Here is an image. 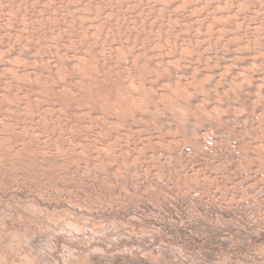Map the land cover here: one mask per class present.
Returning <instances> with one entry per match:
<instances>
[{
	"label": "rangeland",
	"instance_id": "rangeland-1",
	"mask_svg": "<svg viewBox=\"0 0 264 264\" xmlns=\"http://www.w3.org/2000/svg\"><path fill=\"white\" fill-rule=\"evenodd\" d=\"M0 1V264H264V14L232 26L205 9L175 20L181 0ZM103 10L111 34L90 52L81 26ZM136 32L155 62L181 73L189 59V72L138 66ZM78 49L98 67L73 66Z\"/></svg>",
	"mask_w": 264,
	"mask_h": 264
},
{
	"label": "bare ground",
	"instance_id": "bare-ground-1",
	"mask_svg": "<svg viewBox=\"0 0 264 264\" xmlns=\"http://www.w3.org/2000/svg\"><path fill=\"white\" fill-rule=\"evenodd\" d=\"M12 1V0H11ZM91 1V0H90ZM90 1H89V3H90ZM99 1V0H98ZM118 0H116V2H117ZM123 1V0H122ZM121 1V2H122ZM136 1V0H135ZM143 1V0H142ZM152 1V0H151ZM176 1H178V0H176ZM259 1H261V4H260V2ZM1 2V1H0ZM6 1H4V3H5ZM64 2V1H63ZM115 2V3H116ZM149 2V1H148ZM170 2V1H169ZM173 2H175V1H173ZM179 2V1H178ZM177 2V3H178ZM99 3V2H98ZM145 3V2H144ZM143 3V4H144ZM147 3V2H146ZM160 3V2H159ZM158 1L157 0H153V2H152V4H154V8H153V10L154 9H157V8H159L160 9V7L161 6H164V5H161L160 7H158ZM164 4H165V1L163 2ZM199 3H201V4H199ZM20 4V3H19ZM74 4V3H73ZM80 4V3H79ZM118 4V3H117ZM151 4V5H152ZM161 4V3H160ZM173 4H175V3H173ZM2 5V4H1ZM4 5V4H3ZM2 5V6H3ZM86 5V4H85ZM87 5H88V2H87ZM98 5V4H97ZM96 5V6H97ZM127 5V4H126ZM169 5V4H168ZM167 5V6H168ZM204 7H203V6ZM5 6H6V4H5ZM4 6V7H5ZM10 6V5H9ZM13 6H14V4H13ZM32 6V5H31ZM46 6V5H45ZM68 6H70V5H68ZM91 6H92V4H91ZM108 6V5H107ZM121 6H123V5H121ZM128 6V5H127ZM19 7V6H18ZM174 7V8H173ZM21 7H19V9H20ZM54 8V7H53ZM90 8V7H89ZM110 8V7H109ZM113 8V7H112ZM134 8V7H133ZM138 8V7H137ZM161 8H164V7H161ZM166 8V10H168V7H165ZM172 8V9H171ZM208 8V9H207ZM211 8V9H210ZM11 9V8H10ZM25 9V8H24ZM35 9V8H34ZM56 9V8H55ZM61 9V8H60ZM65 9V8H64ZM69 9H72V8H69ZM96 9V8H95ZM108 9V8H107ZM183 10L184 11V9L185 10H187L186 12L184 11V13H182V14H180L179 12H178V10ZM202 11V13L204 12L203 10L205 9V10H208L209 12L208 13H210L209 15H211L210 17H211V19H212V22L214 23V22H216V21H218V20H222L223 22L224 21H228L229 19H231V21H230V23L232 24V26H235V24H237V25H239V26H244V25H241V21L238 19L239 17H243V19H245V18H247V20H248V18L249 17H251V19H252V22L253 21H257V20H259V18L258 17H260L261 18V16H259L260 14H264V0H196V3L194 4L193 2H192V0L191 1H189V0H181L180 1V3L179 4H175L174 6H172L171 5V7H169V14H171V15H173V13L174 14H177V15H179V16H177V15H175L174 16V18H175V20H177V19H179V18H181L182 20H183V18L185 17V13H187L188 12V10H189V13L191 14H189L191 17H194V16H192V14H194V12H196V13H198V11L200 12V10ZM48 10V9H47ZM91 10V9H90ZM99 10V9H98ZM116 10V9H115ZM121 10V9H120ZM123 10V9H122ZM132 10V9H131ZM146 10V9H145ZM149 10V9H148ZM147 10V11H148ZM162 9H160L159 11H161ZM166 10H165V12H166ZM180 10V11H181ZM41 11V10H40ZM46 11V10H45ZM103 11H105V10H103ZM114 11V10H113ZM152 11V10H151ZM182 11V12H183ZM190 11H192V12H190ZM194 11V12H193ZM3 12V11H2ZM42 12V11H41ZM47 12V11H46ZM45 12V13H46ZM74 12H76V11H74ZM88 12V11H87ZM118 12V11H117ZM149 12H150V10H149ZM153 12V11H152ZM163 12V11H162ZM207 12V11H206ZM205 12V13H206ZM1 13V12H0ZM16 13V12H15ZM27 13H29V12H26V14ZM49 13H51V12H49ZM48 13V14H49ZM57 13V12H56ZM84 13V12H83ZM93 13V12H92ZM99 13H102V11L100 10V12ZM108 13H109V9H108ZM124 13H126V12H124ZM151 13V12H150ZM195 13V14H196ZM201 13V12H200ZM199 13V14H200ZM207 13V14H208ZM23 14V13H22ZM44 14V13H43ZM47 14V15H48ZM79 14V13H78ZM103 14H104V18L102 19L103 20V22L102 21H97L95 18H93V21H91L90 20V18H89V20L87 19L88 18V15H87V17H86V15H85V20H88L89 22L88 23H85L86 21L84 20H82L84 23H82V28H83V30H82V32H84L86 35H87V37H89V38H87V41H86V43H87V45H89L90 46V44H95V45H97V47H95V48H93V49H90L89 51L91 52V50H93L94 52L95 51H97V52H99L97 49H99L100 47L103 49V47L107 44V39L108 38H106V36L107 37H109L108 35H110L111 34V32L110 33H108L109 32V30H108V32H105V27L103 28V25L104 26H106L107 25V22H108V20H106L107 18H108V16L110 15H108L107 14V11H105V12H103ZM113 14V13H112ZM111 14V15H112ZM142 14V13H141ZM157 14V13H156ZM161 14V13H160ZM52 15V14H51ZM51 15L49 14V16L51 17ZM106 15H107V17H106ZM115 15V14H114ZM132 15V14H131ZM180 15L182 16V17H180ZM201 16H202V14H200ZM58 16V15H57ZM80 16L82 17V15L80 14ZM90 16V15H89ZM128 16V15H127ZM136 16V15H135ZM186 16H187V14H186ZM199 16V15H198ZM29 17V16H28ZM42 17V16H41ZM44 17V16H43ZM74 17V16H73ZM81 17H78V18H80V20L82 19ZM94 17V16H93ZM96 17V16H95ZM106 17V18H105ZM110 17V16H109ZM155 17V16H154ZM162 17V16H161ZM188 17V16H187ZM187 17H185V20H187V19H189V18H187ZM263 17V16H262ZM47 18H48V16H47ZM54 18V17H53ZM62 18V17H61ZM72 18V17H71ZM97 18V17H96ZM118 18H119V16H118ZM121 18V17H120ZM126 18H128V17H126ZM133 18H134V16H133ZM135 18H137V17H135ZM139 18H140V16H139ZM141 18H143V17H141ZM171 19L173 18V17H170ZM169 18V20L168 21H170L171 19ZM187 18V19H186ZM258 18V19H257ZM51 19V18H50ZM56 19V18H55ZM92 19V18H91ZM98 19V18H97ZM113 19V18H112ZM160 19V18H159ZM163 19V18H162ZM166 19V18H165ZM192 19V18H191ZM194 19V18H193ZM192 19V22L193 21H195V19L193 20ZM236 19H238V20H236ZM242 19V20H243ZM250 19V20H251ZM257 19V20H256ZM76 20V19H75ZM99 20V19H98ZM119 20V19H118ZM117 20V18H116V20H114V22H119ZM134 20V19H133ZM139 19H137V21H138ZM141 20V19H140ZM139 20V21H140ZM155 20V19H154ZM181 20V21H182ZM209 20V19H208ZM249 20V21H250ZM20 21V20H19ZM55 21V20H54ZM77 21H79V20H77ZM146 21V20H145ZM165 21V20H164ZM172 21V20H171ZM170 21V22H171ZM178 21V20H177ZM176 21V22H177ZM188 21V20H187ZM185 22L186 24L188 23H190L191 21H189V22ZM244 21V20H243ZM261 21H262V18H261ZM260 21V22H261ZM11 22V21H10ZM9 22V23H10ZM32 22H33V20H32ZM37 22V21H36ZM60 22V21H59ZM113 22V21H112ZM167 22V21H166ZM180 22V21H179ZM179 22H177L176 24H179V25H181ZM195 22H199V20L198 21H195ZM211 22V21H210ZM247 22V21H246ZM252 22H249L250 24L252 23ZM259 22V21H258ZM5 23V22H4ZM30 23V22H29ZM35 23V22H34ZM38 23V22H37ZM42 23V22H41ZM57 23V22H56ZM121 23V22H120ZM144 23V22H143ZM147 23V22H146ZM163 23V22H162ZM174 23V22H173ZM217 23V22H216ZM219 23V22H218ZM221 23V22H220ZM219 23V25H220V27H221V24L222 25H224L223 23H221L220 24ZM229 23V22H228ZM228 23L226 24V25H228ZM245 23V22H244ZM254 23V22H253ZM252 23V24H253ZM7 24V23H6ZM63 24V23H62ZM67 24V23H66ZM78 24V23H77ZM80 24V23H79ZM109 24V23H108ZM136 24V23H135ZM155 23H153V25H154ZM170 24V23H169ZM175 24V23H174ZM182 24L183 25H185L183 22H182ZM195 24H198V23H195ZM194 24V25H195ZM211 24V23H210ZM234 24V25H233ZM242 24H243V22H242ZM255 24V23H254ZM262 24V23H261ZM261 24H260V26H261ZM9 25V24H8ZM14 25V24H13ZM65 25V24H64ZM110 25V24H109ZM117 25V24H116ZM164 25H166V24H164ZM171 25V24H170ZM169 25V26H170ZM191 25V24H190ZM192 25H193V23H192ZM191 25V26H192ZM204 25V24H203ZM208 25V24H207ZM214 25H215V23H214ZM218 25V24H217ZM249 25V24H248ZM257 25H258V23H257ZM19 26V25H18ZM35 26V25H34ZM50 26V25H49ZM52 26V25H51ZM124 26V25H123ZM128 26H130V25H128ZM136 26V25H135ZM177 26V25H176ZM189 26V25H188ZM190 26V27H191ZM231 26V25H230ZM250 26V25H249ZM259 26V27H260ZM3 27V26H2ZM23 27V26H22ZM111 27V26H110ZM122 27V26H121ZM144 27H146V26H144ZM151 27V26H150ZM154 27V26H153ZM168 27V26H167ZM172 27V26H171ZM181 27V26H180ZM196 27V26H195ZM194 27V28H195ZM197 27H199V26H197ZM211 27V26H210ZM219 27V26H218ZM229 27V26H228ZM257 27V26H256ZM259 27H258V29H259ZM13 28V27H12ZM18 28V27H17ZM40 28V27H39ZM45 28V27H44ZM50 28V27H49ZM51 28H53V27H51ZM81 28V29H82ZM126 28V27H125ZM141 28V27H140ZM139 28V29H140ZM160 28V27H159ZM175 28H177V27H175ZM189 28V27H188ZM192 28H193V26H192ZM200 28H201V25H200ZM208 28V27H207ZM230 28V27H229ZM247 28V27H246ZM263 28V27H262ZM261 28V29H262ZM32 29V28H31ZM56 29V28H55ZM60 29V28H59ZM106 29H108V28H106ZM113 29V28H112ZM124 29V28H123ZM145 29V28H144ZM166 29V28H165ZM170 29V28H169ZM182 29H183V27H182ZM181 29V30H182ZM197 29V28H196ZM199 29V28H198ZM211 29V28H210ZM218 29V28H217ZM222 29H224L223 27H222ZM225 29H227V26L225 27ZM230 29H234V27H232V28H230ZM229 29V30H230ZM237 29V28H236ZM238 29H240V28H238ZM256 29V28H255ZM49 30V29H48ZM118 30V29H117ZM122 30V29H121ZM132 30H134V29H132ZM157 30V29H156ZM185 30V29H184ZM213 30V29H212ZM244 30V29H243ZM246 31L248 30V29H245ZM244 30V31H245ZM1 31V30H0ZM66 31V30H65ZM126 31V30H125ZM154 31V30H153ZM164 31V30H163ZM190 31V30H189ZM188 31V32H189ZM193 31V30H192ZM195 31V30H194ZM197 31V30H196ZM195 31V32H196ZM199 31V30H198ZM201 31V30H200ZM215 31H218V30H215ZM214 31V32H215ZM220 31V30H219ZM218 31V32H219ZM223 30H221V32H222ZM233 31H236V30H233ZM237 31H239V30H237ZM242 31V30H241ZM255 31V30H254ZM253 31V32H254ZM263 31V30H262ZM35 32V31H34ZM40 32V31H39ZM104 32L105 33H108V35H106L105 36V34H104ZM132 32V31H131ZM139 32V31H138ZM138 32H136V33H131V35H133V36H130V34H128V41H130L132 38H134V41L132 42V44H129V46L130 47H133V48H137V47H139L140 45H146L147 43L145 42V41H142V43H137L139 40H140V38H141V34H139ZM152 32V31H151ZM156 32V31H155ZM160 32V31H159ZM185 33H188V32H186V30L184 31ZM183 31L182 32H180V30H179V32L177 33V35L179 34V35H183V33H184ZM202 32H203V30H202ZM227 33V31H224V33ZM231 32V31H230ZM260 32H261V30H260ZM119 33V32H118ZM124 33V32H123ZM129 33V32H128ZM192 33V32H191ZM213 33V32H212ZM225 33V34H226ZM232 33V32H231ZM67 34V33H66ZM84 34V35H85ZM113 34H115L114 32H113ZM135 34V35H134ZM161 34V33H160ZM19 35V34H18ZM62 35V34H61ZM71 35H73V34H71ZM185 36L184 37H186V35L187 34H184ZM189 35V34H188ZM187 35V36H188ZM214 35V34H213ZM232 35V34H231ZM239 35V34H238ZM32 36V35H31ZM51 36V35H50ZM117 36V35H116ZM2 37V36H1ZM7 37V36H6ZM5 37V38H6ZM22 38H24L23 36H21ZM121 37V36H120ZM147 37V36H146ZM170 37H172V36H169L168 38H170ZM175 37H177L176 35H175ZM179 37V36H178ZM191 37V36H190ZM196 37V36H195ZM211 37V36H210ZM216 37V36H215ZM214 37V38H215ZM237 37V36H236ZM241 37V36H240ZM249 37V36H248ZM262 37V36H261ZM84 38H85V36H84ZM83 38V39H84ZM85 38V39H86ZM117 38V37H116ZM125 38V37H124ZM153 38V37H152ZM167 38V37H166ZM187 38V37H186ZM209 38V37H208ZM228 38V37H227ZM233 38V37H232ZM58 39V38H57ZM71 39V38H70ZM145 39V38H144ZM164 39H165V37H164ZM177 39V38H176ZM183 39V38H182ZM196 39V38H195ZM206 39V38H205ZM205 39H203L204 40V42H205ZM240 39V38H239ZM262 39V38H261ZM38 40V39H37ZM101 42H104V45L103 46H101L100 44V41ZM111 40V39H110ZM115 40V39H114ZM126 40V39H125ZM163 40V39H162ZM175 40V39H174ZM173 40V41H174ZM178 40V39H177ZM202 40V39H201ZM227 40V39H226ZM64 41V40H63ZM116 41V40H115ZM127 41V40H126ZM152 41V40H151ZM160 41V40H159ZM169 41H170V39H169ZM184 41H186V40H184ZM208 41V40H207ZM219 41V40H218ZM229 41V40H228ZM10 42V41H9ZM17 42V41H16ZM72 42V41H71ZM157 42V41H156ZM172 42V41H171ZM177 42V41H176ZM198 42V41H197ZM201 42V41H200ZM242 42V41H241ZM264 42V41H263ZM11 43V42H10ZM14 43H15V41H14ZM65 43V42H64ZM63 43V44H64ZM100 43V44H99ZM108 43H110V42H108ZM120 43V42H119ZM123 43V42H122ZM153 43V42H152ZM159 43H163V45H164V42L163 41H160ZM159 43H154V44H156V45H158ZM166 43V42H165ZM186 43V42H185ZM203 43V42H202ZM210 43V42H209ZM221 43V42H220ZM18 44V43H17ZM62 44V45H63ZM84 44V43H83ZM98 44L100 45V47H98ZM116 44V43H115ZM150 44V43H149ZM149 44H147V45H149ZM208 44V43H207ZM217 44V43H216ZM255 44V43H254ZM5 45V44H4ZM37 45V44H36ZM65 45V44H64ZM82 45V44H81ZM128 45V44H127ZM173 45V44H172ZM204 45V44H203ZM230 45V44H229ZM245 45V44H244ZM258 45V44H257ZM260 45V44H259ZM26 46V45H25ZM31 46V45H30ZM40 46V45H39ZM48 46H50V45H48ZM68 46V45H67ZM70 46V45H69ZM107 46H109V44L107 45ZM113 46V45H112ZM111 46V47H112ZM116 46V45H115ZM120 46V45H119ZM118 46V47H119ZM142 47L141 49L142 50H140V51H135L136 53H134L132 56H134L135 54H136V56L135 57H139L140 56V59H144V60H141L139 63L140 64H138V66L140 65V66H142L143 64L146 66V67H148V69H152L153 70V68L154 67H156V65H157V67L159 68V71H160V65L159 64H165V65H163L164 66V71L165 70H167L168 72H169V68L171 69L170 71L172 72V76H176L177 74V77L179 76V74H181L182 72H184V73H186V72H189V71H187V67L189 68V64H190V62H189V64H188V66H186V67H184L185 66V64H186V62L187 61H189V59H184L183 60V62H182V64L183 63H185L184 64V66H181V67H177V69L178 68H181V70H182V72L181 73H177V71H176V69H175V67L177 66L176 65V63L174 64V67H173V62L172 61H174V60H172V59H168V60H166V59H162L161 58V60H163V62H161V61H159L160 59H158L156 62H155V60H153L154 59V56L150 53V51H146L144 48L145 47ZM207 46V45H206ZM213 46V45H212ZM217 46V45H216ZM242 46V45H241ZM247 46V45H246ZM75 47V46H74ZM83 47V46H82ZM192 47V46H191ZM197 47V46H196ZM201 47V46H200ZM209 47V46H208ZM230 47V46H229ZM259 47V46H258ZM12 48V47H11ZM43 48V47H42ZM62 48V47H61ZM60 48V49H61ZM112 48H115V47H112ZM112 48L110 49V50H112ZM117 48V47H116ZM186 48V49H185ZM188 48H189V45L188 46H183L182 48H180V52H182V54L183 53H185V52H188L187 50H188ZM203 48V47H202ZM205 48H207V47H205ZM213 48V47H212ZM253 48V47H252ZM264 48V47H263ZM20 49V48H19ZM29 49V48H28ZM32 49V48H31ZM54 49V48H53ZM77 49V48H76ZM105 49V48H104ZM103 49V50H104ZM108 49H109V47H108ZM107 49V50H108ZM139 49V48H138ZM219 49V48H218ZM222 49V48H221ZM241 49V48H240ZM250 49V48H249ZM13 50V49H12ZM18 50V49H17ZM41 50V49H40ZM48 50V49H47ZM49 50H51V49H49ZM109 50V51H110ZM116 50V49H115ZM135 50H137V49H135ZM190 50V49H189ZM229 50V49H228ZM238 50V49H237ZM3 51V50H2ZM73 51V50H72ZM78 51H79V49H78ZM89 51H87V52H81V51H79V53L77 54H69L70 56L72 55L73 56V66L74 65H77L80 61L82 62H85V61H93V65L95 66V68L96 67H98V65L100 64L99 63V61H101V60H98V56H94V57H92L91 55V53L89 52ZM134 51V50H133ZM179 51V50H178ZM177 51V52H178ZM201 51V50H200ZM199 51V52H200ZM248 51V50H247ZM260 51V50H259ZM8 52V51H7ZM13 52V51H12ZM81 52V53H80ZM128 52V51H127ZM154 52H155V50H154ZM153 52V53H154ZM158 53H159V51H157ZM168 52V51H167ZM227 52V51H226ZM263 52V51H262ZM261 52V53H262ZM11 53V52H10ZM58 53V55H60V51H58L57 52ZM67 53H68V51H67ZM91 55H90V54ZM131 53V52H130ZM133 53V52H132ZM150 53V54H149ZM156 53V52H155ZM161 54H162V51L160 52ZM191 53V52H190ZM205 53V52H204ZM219 53V52H218ZM229 53V52H228ZM250 53V52H249ZM248 53V54H249ZM88 54L90 55V56H88ZM143 54H146V56H147V58H144L143 56ZM157 54V53H156ZM173 54H174V52H173ZM178 54H179V52H178ZM185 54H187V53H185ZM21 55V54H20ZM30 54H28V56H29ZM68 55V56H69ZM114 55V54H113ZM124 55V54H123ZM131 55V54H130ZM181 55V54H180ZM209 55V54H208ZM2 56V55H1ZM5 56V55H4ZM12 56V55H11ZM14 56V55H13ZM47 56V55H46ZM49 56H50V54H49ZM53 56V55H52ZM71 56V57H72ZM120 56V55H119ZM121 56H122V54H121ZM120 56V57H121ZM162 56V55H161ZM174 56H176V55H174ZM187 56V55H186ZM186 56H184V58L186 57ZM207 56V55H206ZM252 56V55H251ZM22 57V56H21ZM20 57V58H21ZM38 57V56H37ZM113 57V56H112ZM118 57V56H117ZM128 57H130V56H128ZM160 57V56H159ZM167 57V56H166ZM179 57V56H178ZM182 57V56H181ZM234 57V56H233ZM232 57V58H233ZM243 57V56H242ZM259 57V56H258ZM14 58V57H13ZM34 58V57H33ZM64 58V57H63ZM111 58V57H110ZM131 58V57H130ZM202 58V57H201ZM200 58V60H202ZM209 58V57H208ZM249 58V57H248ZM45 59V58H44ZM76 59H78V61L76 60ZM100 59V58H99ZM113 59V58H112ZM135 59H137V58H135ZM140 59H137V61H139ZM183 59V58H182ZM254 59V58H253ZM5 60V59H4ZM3 60V61H4ZM106 60V59H105ZM115 60V59H114ZM117 60V59H116ZM128 60L129 59H127L126 61L128 62ZM197 60V59H196ZM59 61V60H58ZM62 61V60H61ZM64 61V60H63ZM134 61V60H133ZM136 61V62H137ZM180 61H182V60H180ZM191 61H192V59H191ZM198 61V60H197ZM215 61V60H214ZM17 62V61H16ZM24 62V61H23ZM40 62H42V61H40ZM51 62V61H50ZM60 62V61H59ZM70 62V61H69ZM69 62H68V64H69ZM80 62V63H81ZM120 62V61H119ZM131 62H132V58H131ZM172 62V65L170 64ZM177 62V61H176ZM195 62V61H194ZM211 62V61H210ZM253 62H255V61H253ZM58 62H56V64H57ZM104 63V62H103ZM155 63V64H154ZM167 63V64H166ZM196 63V62H195ZM250 63H252V62H249V64ZM264 63V61L262 62V64ZM26 64V63H25ZM41 64V63H40ZM65 64V63H64ZM86 64V63H85ZM132 64V63H131ZM135 64V63H134ZM137 64V63H136ZM135 64V65H136ZM170 64V65H169ZM209 64V63H208ZM256 64V63H255ZM35 65V64H34ZM33 65V66H34ZM58 65V64H57ZM56 65V66H57ZM59 65H60V63H59ZM58 65V66H59ZM84 65V64H83ZM122 65V64H121ZM130 65V64H129ZM192 65H193V63H192ZM237 65V64H236ZM245 65V64H244ZM243 65V66H244ZM247 65V64H246ZM11 66L12 65H9L8 67H7V69H10L11 68ZM28 66V65H27ZM62 66H63V64H62ZM92 66V65H91ZM131 66V65H130ZM144 66V67H145ZM191 66V65H190ZM208 66V65H207ZM252 66V65H251ZM16 67V66H15ZM48 67V66H47ZM61 67V66H60ZM65 67H66V65H65ZM68 67H69V65H68ZM78 67V66H77ZM124 67V66H123ZM127 67V66H126ZM182 67H183V69H182ZM203 67V66H202ZM241 67V66H240ZM249 67V66H248ZM247 67V68H248ZM4 68V67H3ZM20 68H22V67H20ZM42 68V67H41ZM87 68V67H86ZM107 68V66L105 67V69ZM116 68V67H115ZM199 68V67H198ZM237 68V67H236ZM2 69V68H1ZM12 69H14V68H12ZM70 69V68H69ZM71 69H72V67H71ZM132 69V68H131ZM144 69V68H143ZM191 69V68H190ZM195 69V68H194ZM225 69V68H224ZM228 69V68H227ZM244 69V68H243ZM6 70V69H5ZM15 70V69H14ZM35 70V69H34ZM39 70V69H38ZM38 70H37V74H38ZM44 69H42V70H40V71H43ZM100 70V69H99ZM98 70V71H99ZM139 70V69H138ZM163 70V69H162ZM161 70V72H163L164 73V71H162ZM200 70V69H199ZM203 71H204V69H202ZM212 70V69H211ZM219 70V69H218ZM4 71V70H3ZM60 71V70H59ZM103 71H104V69H103ZM159 71H157V72H159ZM191 71V70H190ZM221 71V70H220ZM243 71V70H242ZM246 71V70H245ZM5 72V71H4ZM67 72V71H66ZM105 72V71H104ZM116 72V71H115ZM129 72V71H128ZM156 72V71H155ZM155 72H153V73H155ZM160 72V73H161ZM209 72V71H208ZM236 72H237V70H236ZM241 72V71H240ZM16 73V72H15ZM35 73V72H34ZM39 73H41V72H39ZM44 73V72H43ZM101 73V72H100ZM165 73H167V72H165ZM170 73V72H169ZM218 73V72H217ZM243 72H241V73H238L239 74V76H240V74H242ZM59 74V73H58ZM62 74V73H61ZM71 74H72V72H71ZM195 74V73H194ZM12 75V74H11ZM42 75V74H41ZM40 75V76H41ZM51 75V74H50ZM60 75V74H59ZM160 75V74H159ZM168 75V74H167ZM183 75V74H182ZM217 75V74H216ZM229 75V74H228ZM243 75V74H242ZM26 76H28V75H26ZM25 76V77H26ZM34 76H36V75H34ZM49 76V75H48ZM112 76V75H111ZM117 76H119V75H117ZM140 76V75H139ZM158 76V75H157ZM2 77V76H1ZM21 77V76H20ZM72 77V76H71ZM86 78H87V76H85ZM162 76H160V78H161ZM255 77V76H254ZM47 78V77H46ZM45 78V79H46ZM103 78V77H102ZM157 78V77H156ZM163 78V77H162ZM175 78V77H174ZM194 78V77H193ZM16 79V78H15ZM25 79V78H24ZM55 79V78H54ZM147 79V78H146ZM167 79V78H166ZM192 79V78H191ZM233 79V78H232ZM26 80V79H25ZM131 80V79H130ZM236 80V79H235ZM5 81V80H4ZM7 81V80H6ZM22 81H24V80H22ZM69 81V80H68ZM104 81V80H103ZM152 81V80H151ZM174 81V80H173ZM194 81V80H193ZM261 81V80H260ZM264 81V80H263ZM3 82V81H2ZM9 82V81H8ZM18 82V81H17ZM36 82V81H35ZM115 82V81H114ZM140 82V81H139ZM163 82V81H162ZM208 82V81H207ZM229 82V81H228ZM1 83V82H0ZM4 83V82H3ZM10 83V82H9ZM33 83V82H32ZM38 83V82H37ZM79 83V82H78ZM84 83V82H83ZM164 83H165V80H164ZM179 83V82H178ZM203 83V82H202ZM211 83V82H210ZM216 83V82H215ZM233 83V82H232ZM242 83V82H241ZM244 83V82H243ZM261 83V82H260ZM263 83V82H262ZM19 84V83H18ZM45 84V83H44ZM68 84V83H67ZM85 84V83H84ZM91 84V83H90ZM119 84V83H118ZM142 84H144V83H142ZM152 84V83H151ZM200 84V83H199ZM1 85V84H0ZM10 85V84H9ZM133 85V84H132ZM162 85V84H161ZM218 85V84H217ZM24 86H26V85H24ZM29 86V85H28ZM52 86V85H51ZM55 86V85H54ZM208 86V85H207ZM216 86V85H215ZM7 87V86H6ZM13 87V86H12ZM40 87H42V86H40ZM70 87V86H69ZM84 87V86H83ZM98 87V86H97ZM132 87V86H131ZM152 87V86H151ZM159 87H161V86H159ZM165 87H166V85H165ZM178 87V86H177ZM188 87V86H187ZM235 87V86H234ZM263 87V86H262ZM60 88V87H59ZM113 88V87H112ZM180 88V87H179ZM232 88V87H231ZM243 88V87H242ZM2 89V88H1ZM23 89H24V87H23ZM80 89V88H79ZM82 89V88H81ZM143 89V88H142ZM156 89V88H155ZM176 89V88H175ZM210 89V88H209ZM208 89V90H209ZM248 89V88H247ZM6 90H8V89H6ZM16 90V89H15ZM46 90V89H45ZM67 90V89H66ZM72 90V89H71ZM104 90V89H103ZM141 90V89H140ZM178 90V89H177ZM231 90V89H230ZM1 91V90H0ZM2 91H3V89H2ZM5 91V90H4ZM3 91V92H4ZM10 91V90H9ZM16 91H18V90H16ZM34 91V90H33ZM38 91V90H37ZM106 91V90H105ZM153 91V90H152ZM193 91V90H192ZM205 91V90H204ZM220 91V90H219ZM243 91V90H242ZM14 92V91H13ZM64 92V91H63ZM71 92V91H70ZM138 92V91H137ZM147 92V91H146ZM181 92V91H180ZM196 92V91H195ZM215 92V91H214ZM55 93V92H54ZM53 93V94H54ZM103 93V92H102ZM134 93V92H133ZM149 93V92H148ZM205 93V92H204ZM208 93V92H207ZM209 93H210V91H209ZM216 93V92H215ZM247 93V92H246ZM5 94V93H4ZM28 94V93H27ZM38 94V93H37ZM74 94V93H73ZM92 94V93H91ZM154 94V93H153ZM2 95V94H1ZM19 95V94H18ZM63 95V94H62ZM136 95H138V94H136ZM216 95V94H215ZM224 95V94H223ZM222 95V96H223ZM254 95V94H253ZM260 95V94H259ZM33 96V95H32ZM31 96V97H32ZM65 96V95H64ZM68 96V95H67ZM114 96V95H113ZM171 96H173V95H171ZM197 96V95H196ZM195 96V97H196ZM228 96V95H227ZM261 96V95H260ZM6 97V96H5ZM30 97V98H31ZM131 97V96H130ZM140 97V96H139ZM138 97V98H139ZM185 97V96H184ZM218 97V96H217ZM258 97V96H257ZM33 98V97H32ZM36 98V97H35ZM42 98V97H41ZM50 98V97H49ZM63 98V97H62ZM5 99V98H4ZM7 99V98H6ZM12 99H14V97L12 98ZM79 99V98H78ZM128 99V98H127ZM148 99V98H147ZM190 99V98H189ZM15 100V99H14ZM33 100H34V98H33ZM32 100V101H33ZM37 100V99H36ZM47 100H49V99H47ZM164 100H165V98H164ZM175 100V99H174ZM196 100V99H195ZM221 100V99H220ZM5 101V100H4ZM18 101V100H17ZM30 101H31V99H30ZM66 101V100H65ZM82 101V100H81ZM109 101V100H108ZM178 101V100H177ZM192 101V100H191ZM207 101V100H206ZM217 101V100H216ZM6 102V101H5ZM105 102V101H104ZM219 102V101H218ZM221 102V101H220ZM224 102V101H223ZM227 102V101H226ZM23 103V102H22ZM42 103V102H41ZM97 103V102H96ZM183 103V102H182ZM202 103V102H201ZM211 103V102H210ZM59 104V103H58ZM80 104V103H79ZM81 104H83V103H81ZM87 104V103H86ZM179 104V103H178ZM186 104V103H185ZM196 104V103H195ZM11 105V104H10ZM25 105V104H24ZM43 105V104H42ZM71 105V104H70ZM165 105H167V104H165ZM197 105V104H196ZM195 105V106H196ZM14 106H16V105H14ZM19 106V105H18ZM37 106V105H36ZM143 106V105H142ZM172 106V105H171ZM187 106V105H186ZM214 106V105H213ZM20 107V106H19ZM76 107V106H75ZM170 107V106H169ZM174 107V106H173ZM176 107V106H175ZM190 107V106H189ZM192 107V106H191ZM237 107V106H236ZM40 108V107H39ZM96 108V107H95ZM94 108V109H95ZM159 108V107H158ZM11 109V108H10ZM14 109V108H13ZM22 109V108H21ZM29 109V108H28ZM42 109V108H41ZM49 109V108H48ZM75 109V108H74ZM85 109V108H84ZM89 109H90V106H89ZM175 109V108H174ZM182 109V108H181ZM180 109V110H181ZM189 109V108H188ZM192 109V108H191ZM51 110V109H50ZM92 110V109H91ZM110 110V109H109ZM122 110V109H121ZM132 110V109H131ZM167 110V109H166ZM208 110V109H207ZM243 110V109H242ZM15 111V110H14ZM31 111V110H30ZM47 111V110H46ZM62 111V110H61ZM94 111H96V110H94ZM100 111V110H99ZM190 111H192V110H190ZM206 111V110H205ZM228 111V110H227ZM56 112V111H55ZM58 112V111H57ZM85 112V111H84ZM97 112H98V110H97ZM121 112H123V111H121ZM129 112V111H128ZM151 112V111H150ZM153 112V111H152ZM181 112V111H180ZM202 112V111H201ZM210 112V111H209ZM89 113V112H88ZM105 113V112H104ZM114 113V112H113ZM125 113V112H124ZM142 113V112H141ZM172 113V112H171ZM187 113V112H186ZM185 113V114H186ZM195 113V112H194ZM230 113V112H229ZM233 113V112H232ZM238 113V112H237ZM70 114V113H69ZM79 114V113H78ZM90 114V113H89ZM100 114V113H99ZM132 114V113H131ZM216 114V113H215ZM242 114V113H241ZM3 115V114H2ZM27 115H29V114H27ZM43 115V114H42ZM141 115V114H140ZM158 115V114H157ZM211 115V114H210ZM72 116V115H71ZM89 116V115H88ZM118 116V115H117ZM126 116V115H125ZM168 116V115H167ZM173 116H174V114H173ZM177 116V115H176ZM184 116V115H183ZM26 117V116H25ZM54 117V116H53ZM166 117V116H165ZM186 117V116H185ZM192 117V116H191ZM201 117V116H200ZM204 117V116H203ZM216 117H218V116H216ZM237 117V116H236ZM18 118V117H17ZM82 118H83V116H82ZM147 118V117H146ZM160 118V117H159ZM173 118V117H172ZM183 118V117H182ZM190 118V117H189ZM210 118V117H209ZM24 119V118H23ZM22 119V120H23ZM56 119V118H55ZM62 119V118H61ZM90 119V118H89ZM123 119V118H122ZM208 119V118H207ZM234 119V118H233ZM237 119V118H236ZM40 120V119H39ZM74 120V119H73ZM103 120V119H102ZM174 120V119H173ZM180 120V119H179ZM187 120V119H186ZM44 121V120H43ZM46 121V120H45ZM66 121V120H65ZM83 121V120H82ZM92 121V120H91ZM184 121V120H183ZM182 121V122H183ZM189 121V120H188ZM194 121V120H193ZM197 121V120H196ZM110 122V121H109ZM119 122V121H118ZM126 122V121H125ZM195 122V121H194ZM202 122V121H201ZM205 122V121H204ZM252 122V121H251ZM13 123V122H12ZM11 123V124H12ZM27 123V122H26ZM54 123V122H53ZM80 123V122H79ZM98 123V122H97ZM162 123V122H161ZM174 123V122H173ZM200 123V122H199ZM2 124V123H1ZM68 124V123H67ZM157 124V123H156ZM6 125V124H5ZM15 125V124H14ZM19 125V124H18ZM48 125V124H47ZM54 125V124H53ZM89 125V124H88ZM124 125V124H123ZM165 125V124H164ZM184 125V124H183ZM192 125V124H191ZM210 125V124H209ZM221 125V124H220ZM219 125V126H220ZM231 125V124H230ZM2 126V125H1ZM11 126V125H10ZM24 126V125H23ZM78 126V125H77ZM252 126V125H251ZM18 127H20V126H18ZM29 127V126H28ZM48 127V126H47ZM56 127V126H55ZM99 127V126H98ZM122 127V126H121ZM154 127V126H153ZM198 127V126H197ZM7 128V127H6ZM161 128H162V126H161ZM215 128H217V127H215ZM258 128V127H257ZM261 128V127H260ZM34 129V128H33ZM124 129V128H123ZM126 129V128H125ZM151 129V128H150ZM191 129V128H190ZM201 129V128H200ZM8 130H9V128H8ZM15 130V129H14ZM28 130V129H27ZM101 130V129H100ZM163 130V129H162ZM11 131V130H10ZM144 131V130H143ZM20 132V131H19ZM25 132V131H24ZM31 132V131H30ZM119 132V131H118ZM148 131H146V133H147ZM150 132V131H149ZM198 132V131H197ZM40 133V132H39ZM45 133H47V132H45ZM202 133V132H201ZM209 133V132H208ZM212 133V132H211ZM22 134V133H21ZM151 134V133H150ZM176 134V133H175ZM262 134V133H261ZM9 135H10V133H9ZM48 135V134H47ZM140 135V134H139ZM143 135V134H142ZM195 135V134H194ZM199 135V134H198ZM198 135H197V137H198ZM201 135V134H200ZM4 136V135H3ZM112 136V135H111ZM114 136V135H113ZM153 136V135H152ZM10 137V136H9ZM164 137V136H163ZM8 138V137H7ZM33 138H35V137H33ZM47 138V137H46ZM141 138V137H140ZM150 138H152V137H150ZM143 139V138H142ZM161 139V138H160ZM185 139V138H184ZM1 140V139H0ZM7 140V139H6ZM115 140H117V139H115ZM163 140V139H162ZM190 140V139H189ZM194 140V139H193ZM212 140V139H211ZM210 140V141H211ZM150 141V140H149ZM140 142V141H139ZM164 142V141H163ZM114 143V142H113ZM123 143V142H122ZM191 143V142H190ZM22 144V143H21ZM107 144V143H106ZM155 144V143H154ZM168 144V143H167ZM194 144V143H193ZM261 144V143H260ZM136 145H137V143H136ZM188 145V144H187ZM101 146V145H100ZM185 147V146H184ZM260 147V146H259ZM127 148V147H126ZM162 148H163V146H162ZM256 148V147H255ZM132 149V148H131ZM144 149V148H143ZM148 149V148H147ZM169 149V148H168ZM120 150V149H119ZM127 150H130V149H127ZM133 150V149H132ZM176 150V149H175ZM160 152V151H159ZM167 152V151H166ZM128 153V152H127ZM145 153V152H144ZM136 154V153H135ZM162 154V153H161ZM127 155V154H126ZM143 156H145V155H143ZM171 156V155H170ZM173 156V155H172ZM146 157V156H145ZM149 157V156H148ZM127 158V157H126ZM147 158V157H146ZM153 158V157H152ZM132 159V158H131ZM126 160V159H125ZM129 160V159H128ZM164 160V159H163ZM160 163V162H159ZM162 165V164H161ZM166 170V169H165ZM160 171H161V169H160Z\"/></svg>",
	"mask_w": 264,
	"mask_h": 264
}]
</instances>
